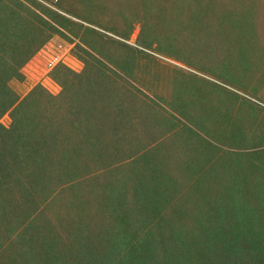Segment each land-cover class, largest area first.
I'll list each match as a JSON object with an SVG mask.
<instances>
[{
  "label": "trees",
  "instance_id": "trees-1",
  "mask_svg": "<svg viewBox=\"0 0 264 264\" xmlns=\"http://www.w3.org/2000/svg\"><path fill=\"white\" fill-rule=\"evenodd\" d=\"M255 5L0 0V264H264V106L228 92L235 112L210 118L137 84L151 52L179 61L201 30L254 36ZM53 35L83 67L57 62V93L20 96L10 80ZM57 203L71 232L46 218Z\"/></svg>",
  "mask_w": 264,
  "mask_h": 264
},
{
  "label": "rangeland",
  "instance_id": "rangeland-1",
  "mask_svg": "<svg viewBox=\"0 0 264 264\" xmlns=\"http://www.w3.org/2000/svg\"><path fill=\"white\" fill-rule=\"evenodd\" d=\"M251 1L262 2L261 9L255 5L259 16L252 17V22L256 23L254 36L246 35L247 39H243L239 31L243 29L245 32V29L230 26L201 30V33H210V36L207 39L202 37L198 43L199 48H184L181 45L180 51L175 54L179 61L165 53V51L171 53L174 50L172 46L166 48L163 53L151 52L155 57L152 73L140 76L142 83L137 82V84L142 88L144 87L141 84H144L145 93L153 99L160 102L159 97H161L163 102H168L161 103L169 106L170 110L174 108L170 107V104L176 101L195 102L196 107L210 114V118L211 114L214 118L218 110H222L226 118L235 112V108L241 102L228 92H236L242 98L264 106V0H247V5H251ZM47 4L53 7L52 4ZM138 31L139 25L135 24L130 37L132 44ZM255 39L257 41H254ZM245 40L247 46L243 45L238 49ZM73 41L76 42V39ZM72 48L73 43L65 37L53 35L23 66L22 72L25 77L22 89L26 90L41 83L50 92L57 93L59 86L50 78L48 71L57 62H63L76 71L83 67L81 61L73 56ZM155 71L157 76L153 79L152 75ZM17 81L13 78L9 85L17 94H21L23 92L17 87ZM1 121L8 124L9 119L4 116ZM228 143L229 141L226 140L225 145ZM61 204L63 203H57L49 212L46 210L48 215L46 218L59 230L67 224L66 229L71 232V226H75L74 222L71 223L69 218L62 219L66 208Z\"/></svg>",
  "mask_w": 264,
  "mask_h": 264
},
{
  "label": "crops",
  "instance_id": "crops-1",
  "mask_svg": "<svg viewBox=\"0 0 264 264\" xmlns=\"http://www.w3.org/2000/svg\"><path fill=\"white\" fill-rule=\"evenodd\" d=\"M24 73V72H23ZM17 83V87L19 88V90H21L23 93H21V94H19L20 96H23L30 88H31V86L29 87V88H27L26 90H23L22 88H24V83H23V81H17L16 82Z\"/></svg>",
  "mask_w": 264,
  "mask_h": 264
}]
</instances>
